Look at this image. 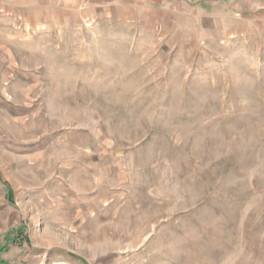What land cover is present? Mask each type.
Returning <instances> with one entry per match:
<instances>
[{
    "label": "rangeland",
    "instance_id": "obj_1",
    "mask_svg": "<svg viewBox=\"0 0 264 264\" xmlns=\"http://www.w3.org/2000/svg\"><path fill=\"white\" fill-rule=\"evenodd\" d=\"M29 1L0 25L16 264H264V0Z\"/></svg>",
    "mask_w": 264,
    "mask_h": 264
},
{
    "label": "crops",
    "instance_id": "obj_2",
    "mask_svg": "<svg viewBox=\"0 0 264 264\" xmlns=\"http://www.w3.org/2000/svg\"><path fill=\"white\" fill-rule=\"evenodd\" d=\"M14 1L15 0H8L7 2H5V0H0V25L2 27L8 26V24H13V21L17 20L15 15L13 14V6L16 5V2ZM30 2L31 0L29 1V3ZM32 2L35 9L36 0H32ZM36 12L37 11H34V13L32 14V12L29 11L28 13H25L24 17L30 18L32 22L33 18L36 17L34 15H37ZM9 231L10 230L6 231L3 239L0 240V264H16L18 261H20V259L18 258L19 256H16V251H18L21 246L18 247V244H16L18 242L17 239H15V231L12 236H9ZM19 245L21 244L19 243Z\"/></svg>",
    "mask_w": 264,
    "mask_h": 264
},
{
    "label": "trees",
    "instance_id": "obj_3",
    "mask_svg": "<svg viewBox=\"0 0 264 264\" xmlns=\"http://www.w3.org/2000/svg\"><path fill=\"white\" fill-rule=\"evenodd\" d=\"M7 183V182H6Z\"/></svg>",
    "mask_w": 264,
    "mask_h": 264
}]
</instances>
